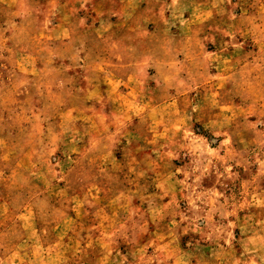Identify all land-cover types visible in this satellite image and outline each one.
Masks as SVG:
<instances>
[{
  "label": "rangeland",
  "instance_id": "rangeland-1",
  "mask_svg": "<svg viewBox=\"0 0 264 264\" xmlns=\"http://www.w3.org/2000/svg\"><path fill=\"white\" fill-rule=\"evenodd\" d=\"M0 264H264V0H0Z\"/></svg>",
  "mask_w": 264,
  "mask_h": 264
}]
</instances>
